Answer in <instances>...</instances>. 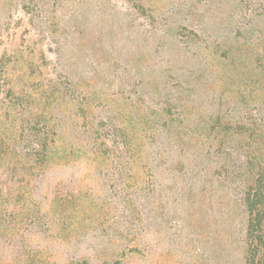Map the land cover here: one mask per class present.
Here are the masks:
<instances>
[{"label": "rangeland", "instance_id": "rangeland-1", "mask_svg": "<svg viewBox=\"0 0 264 264\" xmlns=\"http://www.w3.org/2000/svg\"><path fill=\"white\" fill-rule=\"evenodd\" d=\"M132 4L0 0V264L113 262L123 250H136L126 264L241 263V219L185 186L187 155L169 147L155 162L157 142L139 146L155 109L142 94L173 51L156 50L161 35ZM144 4L169 20L171 0ZM207 9L188 18L215 26L226 11L214 22ZM185 56L175 91L199 112L210 81L189 70L208 75V58Z\"/></svg>", "mask_w": 264, "mask_h": 264}, {"label": "trees", "instance_id": "trees-1", "mask_svg": "<svg viewBox=\"0 0 264 264\" xmlns=\"http://www.w3.org/2000/svg\"><path fill=\"white\" fill-rule=\"evenodd\" d=\"M123 1L134 3L130 9L137 16L151 18L152 34L161 35L156 50L167 46L173 51L172 61L154 64L159 82L151 97L142 94L143 103L155 109L149 124L141 122L139 146L156 141L155 162L169 147L184 152L185 186L214 196L241 219L240 264H264V0H171L169 20L160 16L163 11L146 10L144 0ZM200 5L214 22L220 17L213 15L225 6L223 19L215 26L189 19ZM185 52L193 59L208 58L200 66L208 75L189 70L190 78L205 75L210 81L209 87L202 85L203 114L187 109L176 95L187 85L186 69L177 67ZM141 190L148 196L150 182ZM134 252L123 250L113 262L94 264H126Z\"/></svg>", "mask_w": 264, "mask_h": 264}]
</instances>
